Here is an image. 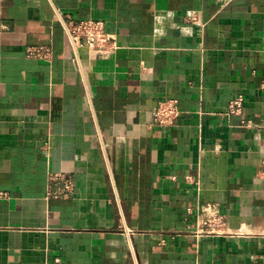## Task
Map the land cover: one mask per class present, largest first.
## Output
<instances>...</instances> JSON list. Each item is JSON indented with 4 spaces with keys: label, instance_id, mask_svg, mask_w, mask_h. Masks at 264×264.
<instances>
[{
    "label": "crops",
    "instance_id": "obj_1",
    "mask_svg": "<svg viewBox=\"0 0 264 264\" xmlns=\"http://www.w3.org/2000/svg\"><path fill=\"white\" fill-rule=\"evenodd\" d=\"M263 119L264 0H0V264H264Z\"/></svg>",
    "mask_w": 264,
    "mask_h": 264
},
{
    "label": "built area",
    "instance_id": "obj_2",
    "mask_svg": "<svg viewBox=\"0 0 264 264\" xmlns=\"http://www.w3.org/2000/svg\"><path fill=\"white\" fill-rule=\"evenodd\" d=\"M68 33L71 38H82L85 46L98 55H110L118 49L117 36L107 31L103 21L83 20L74 23L68 29ZM30 53H33V51H30ZM38 56L40 57V54ZM43 58L47 57L44 56ZM243 103V98L233 101L229 107L230 114L240 115L243 110ZM180 115L181 110L177 100L160 101L154 111V125L158 127L174 126ZM251 126V124L247 125V127ZM260 128L264 130V119ZM203 212L208 215L205 224L209 226L211 232H221L220 230L227 229V222L218 208L208 206L203 209Z\"/></svg>",
    "mask_w": 264,
    "mask_h": 264
},
{
    "label": "rangeland",
    "instance_id": "obj_3",
    "mask_svg": "<svg viewBox=\"0 0 264 264\" xmlns=\"http://www.w3.org/2000/svg\"><path fill=\"white\" fill-rule=\"evenodd\" d=\"M215 207H217V205H215Z\"/></svg>",
    "mask_w": 264,
    "mask_h": 264
}]
</instances>
